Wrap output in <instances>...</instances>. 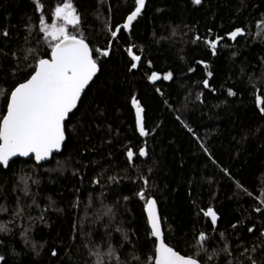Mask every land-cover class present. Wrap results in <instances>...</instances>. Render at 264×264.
Instances as JSON below:
<instances>
[{
    "label": "trees",
    "instance_id": "obj_1",
    "mask_svg": "<svg viewBox=\"0 0 264 264\" xmlns=\"http://www.w3.org/2000/svg\"><path fill=\"white\" fill-rule=\"evenodd\" d=\"M65 3L79 16L68 34L89 43L100 71L61 153L0 165V264H152L151 196L183 255L264 264V0H145L130 28L134 0H0V117L51 56L43 29L64 23Z\"/></svg>",
    "mask_w": 264,
    "mask_h": 264
},
{
    "label": "snow or ice",
    "instance_id": "obj_2",
    "mask_svg": "<svg viewBox=\"0 0 264 264\" xmlns=\"http://www.w3.org/2000/svg\"><path fill=\"white\" fill-rule=\"evenodd\" d=\"M200 4L201 0H194ZM145 0H134V11L127 17V23L123 26L130 28L132 22L141 14ZM43 8V6H40ZM55 16L62 19L64 25L45 24L44 31L56 43L52 47L50 59H40L38 66L31 77L19 84L11 92L6 114L0 117V165L7 166L12 157L19 155L29 156L34 154L36 160H44L50 157L53 151H58L65 140V120L68 114L77 106L81 93L92 78L99 71L96 60L93 58V50L83 38L69 35L66 25L79 24V16L71 3H65L55 9ZM44 24V21L41 20ZM117 28L112 35L115 36ZM237 29L230 35L233 39L242 33ZM6 35V33H5ZM219 39V38H218ZM217 40L208 43L214 50ZM103 55L108 52L104 51ZM135 61H140V56H134ZM133 68L137 67L133 63ZM211 75V73H209ZM168 73L164 79H171ZM155 81L160 79L159 74L153 73L150 77ZM207 86V81L204 82ZM136 117L141 135H148L144 128L143 108L135 99ZM258 103L264 105V98H258ZM264 112V106L260 108ZM128 158L132 159L134 153L129 150ZM140 155H147L144 150ZM143 197L144 193L141 192ZM148 216L151 221L152 235L158 238L156 248L157 255L152 264H199L192 256H184L175 251L164 241L161 229V220L156 210V201L147 203ZM260 209H257L259 211ZM211 218L213 223L217 220L215 211L210 207L204 213ZM207 239L204 233H200L198 241L202 243ZM3 257H0L2 260ZM103 264V260L99 261Z\"/></svg>",
    "mask_w": 264,
    "mask_h": 264
},
{
    "label": "water",
    "instance_id": "obj_3",
    "mask_svg": "<svg viewBox=\"0 0 264 264\" xmlns=\"http://www.w3.org/2000/svg\"><path fill=\"white\" fill-rule=\"evenodd\" d=\"M77 38H79V37H77ZM86 42V41H85ZM88 45H89V43L88 42H86ZM89 48L91 49V46L89 45ZM51 55H52V53H51ZM51 58V56L50 57H45V58H42V59H50ZM94 58V57H93ZM97 62V61H96ZM97 65H98V68H99V71H100V66H99V63L97 62ZM37 66H38V64H37ZM37 66H36V68H37ZM36 70V69H35ZM99 71L96 73V75L92 78V80L89 82V84L85 87V89H84V91L81 93V97H80V100H81V98H82V96H83V94H84V92L86 91V89L88 88V86L91 84V82L94 80V78L97 76V74L99 73ZM35 72V71H34ZM34 72H33V74H34ZM32 74V75H33ZM31 77V76H30ZM29 77V78H30ZM28 80V79H27ZM25 82V81H24ZM24 82H22V83H24ZM21 84V83H20ZM19 85V84H18ZM17 85V86H18ZM16 86V87H17ZM15 89V88H14ZM13 89V90H14ZM80 100L78 101V103H77V106H76V108L78 107V105H79V102H80ZM76 108H74L69 114H68V117L66 118V120H65V124H64V129H65V140H64V142L62 143V145H61V147H60V149L58 150V151H53V153H52V155L50 156V157H48V158H46V159H44V160H36V158H35V155L34 154H29V156H22V155H17V156H15V157H12L10 160H9V163H8V165L5 167V168H7L9 165H10V163L11 162H13L14 160H16V159H18V158H22V159H25V160H29V159H31V158H34L35 159V161L37 162V163H43V162H46V161H50L52 158H53V156L54 155H56V154H59V153H61L62 152V150H63V148H64V145H65V142H66V140H67V134H66V128H65V125H66V122H67V120H68V118H69V116H70V114L76 109ZM6 114V113H5ZM145 149V147L142 149V150H144ZM149 200H155L156 201V210H157V213H158V216L160 217V220H161V229H162V232H163V236H164V241H165V243L166 244H168L167 242H166V240H165V234H164V229H163V223H162V219H161V214H160V208H159V205H158V202H157V200H156V198L155 197H150L149 199H148V201ZM148 201H147V203H148ZM147 203H146V205H145V212H146V215H147V218H148V221H149V225H150V228H151V221H150V218H149V216H148V210H147ZM155 239H156V248H157V246H158V243H159V240H158V238H156V237H154ZM169 245V244H168ZM170 246V245H169ZM170 247H172V246H170ZM175 251H177L174 247H172ZM177 252H179V251H177ZM180 253V252H179ZM180 254H182V253H180ZM156 255H157V253H156ZM183 255V254H182ZM185 256V255H184ZM196 259V258H195ZM198 260V259H197ZM199 261V260H198ZM199 264H203V263H201L200 261H199Z\"/></svg>",
    "mask_w": 264,
    "mask_h": 264
},
{
    "label": "rangeland",
    "instance_id": "obj_4",
    "mask_svg": "<svg viewBox=\"0 0 264 264\" xmlns=\"http://www.w3.org/2000/svg\"><path fill=\"white\" fill-rule=\"evenodd\" d=\"M77 15V14H76ZM64 25V23H62L60 26ZM67 26V25H66Z\"/></svg>",
    "mask_w": 264,
    "mask_h": 264
},
{
    "label": "bare ground",
    "instance_id": "obj_5",
    "mask_svg": "<svg viewBox=\"0 0 264 264\" xmlns=\"http://www.w3.org/2000/svg\"><path fill=\"white\" fill-rule=\"evenodd\" d=\"M152 197V196H151ZM154 197V196H153ZM161 214V213H160ZM161 219H162V217H161Z\"/></svg>",
    "mask_w": 264,
    "mask_h": 264
}]
</instances>
